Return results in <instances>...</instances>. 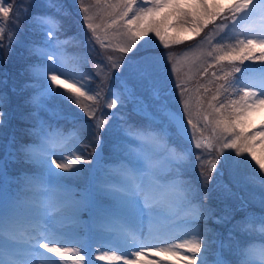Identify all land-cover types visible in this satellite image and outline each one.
I'll return each mask as SVG.
<instances>
[{"label":"snow or ice","instance_id":"6c2138e0","mask_svg":"<svg viewBox=\"0 0 264 264\" xmlns=\"http://www.w3.org/2000/svg\"><path fill=\"white\" fill-rule=\"evenodd\" d=\"M44 2L51 11L32 13L33 0H0V61L22 43L25 23L42 35L27 45L28 55L47 61L25 66L21 75L29 80L19 90L15 84L6 90L8 73H0V128L15 114L13 96L28 92L19 118L30 138L17 143L13 136L9 160H0V264H209V230L202 224L215 215L210 194L239 202L218 224L250 203L264 209V175L240 176L248 158L264 173V154L255 151L264 146V121L250 123L264 109V0H77L88 29L83 41L64 36L69 13L62 0ZM153 36L163 51L142 43ZM71 41L120 54L95 65V91L84 83L91 77L79 70L78 57L71 58V73L64 67ZM189 41L195 45L173 50ZM181 58L205 81L196 82L195 106L191 77L178 71ZM113 73L123 93L106 100ZM53 101L75 105L92 124ZM130 101L148 123L120 115L122 123L110 127L117 114L105 116L102 107ZM53 120L73 126L65 132ZM105 134L115 138L111 160ZM193 146L202 186L186 178ZM9 162L27 167L12 176ZM245 183L258 185L259 194L240 195ZM228 241L220 242L214 264H264V213L236 220Z\"/></svg>","mask_w":264,"mask_h":264},{"label":"trees","instance_id":"16d2710c","mask_svg":"<svg viewBox=\"0 0 264 264\" xmlns=\"http://www.w3.org/2000/svg\"><path fill=\"white\" fill-rule=\"evenodd\" d=\"M9 2H12V0H9ZM44 0H33L32 7H31V12L32 13H44L47 12L50 9L44 10L45 9V3H43ZM87 3L88 0H85ZM62 3L64 5L65 10L69 13V15L63 17L64 25L66 28V31L68 33H74L77 31H81L84 34L88 33V29L83 26V21H82V13L79 12V4L77 0H62ZM51 11V10H50ZM24 28V31L20 34V39L22 41L21 44L14 45V51L11 55L10 58H8L7 53L5 52V61H0V73H8V86L7 89H11L12 85L15 84L17 90L20 89V87L24 84L25 81L29 80V76L27 73L24 75H21V71L25 68L26 65L31 64L33 62L41 63L42 61L37 60L36 57L34 56H29L28 51H27V45L33 43V42H40L42 40L41 34L32 32L28 29V25L25 23L22 25ZM145 47L149 49H154L152 48L153 45L156 43L155 37L151 38H145ZM150 41V42H149ZM159 48L160 51L162 50V47H155ZM100 55H102L103 59L105 60L106 55H113L116 57V55H119L118 52H106L104 49H101L99 45H96L95 49ZM106 63V61H105ZM196 73V72H195ZM194 73L193 76H191V80L188 84L189 88H192L191 85H195L197 80L199 82H202L204 80H201L196 74ZM32 91L29 89V92ZM28 95V92H24L23 94L19 95H14L13 96V103H15V106L13 107L15 109V114L11 121L4 126L6 127V134L8 138L5 139L4 145L2 147L8 148L9 149V143L10 140L13 136H15L17 143L20 141L28 142L30 139L29 137L24 133L23 129L28 127L27 124H25L21 119L22 122H19L20 120L18 119V116L20 117L22 112L27 111V108L24 107L23 105V100L24 97ZM193 96H195V90H193ZM59 103L61 107L65 110V112H72L77 114L79 119L84 116V113L80 110V108L76 107L75 105H68L66 102L63 101H57L54 102L53 106ZM83 103L85 105H88V101L84 100ZM69 123V122H68ZM17 130V133L14 134V131ZM258 147L263 151L262 154H264V146L258 145ZM261 154V155H262ZM234 155V153H233ZM260 156V155H259ZM27 166L18 163L15 165V168L18 170L23 171ZM198 171H194V175H190V179L194 181L197 186H202L200 182V169L199 167L197 168ZM11 175V174H10ZM264 175V173H260L259 168L255 165L253 161H251L250 158L245 160L241 166H240V176L241 179L250 177V176H256L259 178V176ZM253 185L249 183V187L245 188L242 187L238 189L237 191L239 192L240 195L249 197V191H252ZM251 188V190H250ZM255 191H259V186L257 185V188ZM208 205L216 211V213L222 214V212L226 209H235L234 206L236 207L238 205V201H234L232 199L225 198L221 193L219 192H212L209 196V199L207 201ZM254 203H250L249 207L247 209H252L255 211L259 212H264V209L260 208H255L253 206ZM215 213V214H216ZM244 216V211L243 212H237L235 214V218L232 221H236L238 219H241ZM213 221L212 218L208 220V222L211 224ZM231 221V222H232ZM217 226V225H216ZM228 224H218L216 229L219 231V229H226Z\"/></svg>","mask_w":264,"mask_h":264},{"label":"rangeland","instance_id":"374dc122","mask_svg":"<svg viewBox=\"0 0 264 264\" xmlns=\"http://www.w3.org/2000/svg\"><path fill=\"white\" fill-rule=\"evenodd\" d=\"M223 2L227 3L228 0H223ZM43 3H45V2H43ZM47 9L48 8L45 5V9L44 10H47ZM49 11L50 10H48L47 12H49ZM77 35H79V40L80 41H83V40H85L87 38L85 35H83V33L81 31H77V32H74V33H71V34H69L66 31L65 34H64V36H77ZM41 38H42V35H41ZM62 38H64V37H62ZM142 43L145 44L144 41ZM190 45H195V41H189V42H187L185 44L179 45L176 48H174L173 50L175 52L182 53ZM156 46L159 47V42L158 41H156V43L153 45L152 48H155ZM64 55L69 58L68 62L65 64L64 67L70 73L72 72L73 67H74V63H75L71 58L74 57V56L79 58L78 59V63H79V65H81L79 70L84 72L86 74V76L91 77V80H85L84 83L90 85V88L93 91H95L97 89V85L100 83V77L97 76V72L100 71V69L96 68L95 65L97 63L104 62V60L100 61L101 60V55L96 50L90 52L83 45V43H78L76 41H71V42H69L68 44H66L64 46ZM181 60H182V58H181ZM44 63H47V61L44 60ZM177 67H178V71L181 72V75H182V77L184 79H188L189 77L193 76L194 73L196 72L195 68H192V70L189 71L188 66L183 63V60H182L181 64L177 65ZM114 77H116V78L108 80L110 83H109V85H107L106 91L104 93V95L106 97V100H110L112 98V92L123 93V87L121 85L119 75L118 76H114ZM115 82H117V83H115ZM200 83H205V81H202ZM191 86H192L191 89L194 90L195 87H196V83H195V85H191ZM192 95H193V93H192ZM104 102L105 101L101 102V106L104 104ZM149 103H150V101H149ZM192 103H193V106H195V96H193ZM88 105H90L92 108L96 107V105L93 104L90 101H88ZM134 107H136L135 101H130V102L127 103L126 107H120L118 105L117 108L112 109V110H109L106 107H102V111L104 112L105 116H107L109 114V112L117 114L116 116H113L112 119L109 121V126L110 127H116V126H118L119 124L122 123V121L119 120V116L120 115L127 116L131 121H134L135 123L138 122L139 118H142V117L144 118L143 114L142 115H137L133 111ZM99 115H100V113L97 112V116H99ZM59 121H64L65 122L66 120H59ZM80 121L86 122L87 124H92V121L88 120V117L86 115H84L82 117V119H80ZM262 121H264V109H261L258 112L254 113L252 115V117L250 118V123H251L252 126H258V125L261 124ZM147 123L148 122H146V124ZM142 124H145V123H142ZM85 138H86V140H90L91 139V137L88 136L87 133H85ZM113 139H115V138L105 134V140H106L105 159L111 160L113 158L112 154H111V150H110L112 143L111 142L107 143V141H110V140H113ZM0 142H1V140H0ZM258 145L256 146L255 151H256L257 155L259 156V155H261L263 153V151L258 147ZM9 151H10V149L4 148V147H2L0 145V160H9V157H8V152ZM87 151L91 152V148H89ZM196 152H198V150H196L194 148V146H193V155L191 157V162L186 168V170L188 169L189 173H192V174H194V171H198V169H197L198 166H197V163H196V160H195V153ZM16 164H18V163L9 162V172H10V174L12 176H16V175H18V174H20L22 172L21 170H18L17 168H15ZM114 166L115 165H112V166L108 165V167H114ZM191 170H193V171H191ZM242 180H245V178L242 179ZM251 185H253V187H252V191H249V193L250 194L251 193L259 194L260 190L258 192L255 191V189L257 188V185L256 184H251ZM244 187L248 188L249 187V183H245ZM250 190H251V188H250ZM253 206L255 208H260L258 203H254ZM234 208H235V206H234ZM249 212L256 213V214L264 213V212H259V211H255V210H252V209H246L244 211V215L249 213ZM218 214L220 215V213H218ZM217 217H218V215H217ZM204 226L205 227H202V228L211 229L208 224H205ZM214 240L215 241H220V242L223 241L225 244H227L229 242L228 240L221 239V235L220 234H216V236L214 237ZM219 245H220V243H217V244L212 243L211 244V242L209 241V252L207 253L209 264H214L215 259H216V253L220 251V246ZM223 252H224V255L225 254L229 255L227 248H225L223 250Z\"/></svg>","mask_w":264,"mask_h":264}]
</instances>
